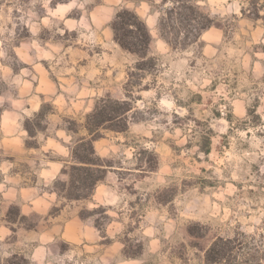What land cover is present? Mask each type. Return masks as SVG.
<instances>
[{
    "label": "rangeland",
    "instance_id": "1",
    "mask_svg": "<svg viewBox=\"0 0 264 264\" xmlns=\"http://www.w3.org/2000/svg\"><path fill=\"white\" fill-rule=\"evenodd\" d=\"M139 1L152 13L143 70L108 37L100 0H0V264L62 258L54 216L65 194L85 190L69 189L71 164L49 183L39 170L86 135L85 117L105 95L133 106L125 131L94 141L106 171L121 168L109 200L123 212V255L204 264L213 240L242 233L255 256L243 264H264V0H194L211 26L195 42L167 28L171 45L158 18L176 3ZM30 187L59 200L30 212ZM80 215L104 234L113 218L102 206Z\"/></svg>",
    "mask_w": 264,
    "mask_h": 264
},
{
    "label": "trees",
    "instance_id": "2",
    "mask_svg": "<svg viewBox=\"0 0 264 264\" xmlns=\"http://www.w3.org/2000/svg\"><path fill=\"white\" fill-rule=\"evenodd\" d=\"M162 2L165 3L166 0H162ZM172 3L176 4L165 11L166 22H163L162 17L158 18L160 36L171 45V41L166 38L165 34L170 31L177 37L183 29L185 31L184 42L188 38L191 42L197 41L202 31L210 27L213 20L200 9L194 0H173ZM174 14L179 28L169 23ZM110 27L113 32V40L124 51L137 57L136 68L145 69L146 64L152 61V58L148 56L151 35L145 21L134 10L122 7L115 12ZM167 28L170 30L168 31ZM189 34H191V38L188 36ZM132 108V104L127 100L114 99L109 95L96 99L83 124L86 135L77 138L71 146L73 162L69 167V189L85 190V192H68L64 195L66 199L88 197L94 185L103 179L106 173V164L96 153L94 141L102 136L101 130L125 131ZM40 113L41 111L38 115ZM26 130L29 134L32 133L28 126H26ZM62 171L65 172V168ZM58 183L65 185L64 182L58 181ZM246 243L245 235L242 233L228 238L217 237L205 250L204 264H243L248 260L242 258H255L251 252L244 251Z\"/></svg>",
    "mask_w": 264,
    "mask_h": 264
},
{
    "label": "crops",
    "instance_id": "3",
    "mask_svg": "<svg viewBox=\"0 0 264 264\" xmlns=\"http://www.w3.org/2000/svg\"><path fill=\"white\" fill-rule=\"evenodd\" d=\"M100 1H102L100 6L106 13V19H104V24H107L106 32L108 37L112 39L118 47L120 46L113 40L110 22L115 12L122 7L134 10L145 21L151 37L153 36L149 25V19L152 13L146 2L130 0ZM98 6L99 5H97V7ZM47 138L51 139L49 136H47ZM58 145L62 146V143L59 142ZM58 150L57 143H54V146L47 147L45 152L51 151L56 153ZM72 162L71 147L67 146L65 158H53L45 161L44 165L41 163L42 166L39 170L40 177L44 175L48 177L46 180L48 183L60 177H68V173L62 171V169H66V164H72ZM109 168L110 169L106 171L101 180V183L98 181L94 185L88 197L72 200L67 199L60 209L59 214L54 216L53 229L55 238L56 241L62 245L61 251L60 245H56L58 247L56 252L59 255L61 253L62 258H47L48 262L51 264H144L146 258H142L141 254L137 257H127L122 253L123 242L121 240V231L124 229L125 223L120 218V215H122L123 212L120 211V208H114L115 200H109V196L120 192L119 184L121 183V178H118L116 171H119L121 168L114 166H110ZM111 169L113 171H111ZM27 191L30 192V201L27 205L30 212H34L35 203L38 201H44L47 208H49L59 200V195L52 189L47 193H41L37 188L30 187ZM119 204L120 202L118 205ZM84 206L85 209L92 211L102 206L105 209V213L113 216L107 223L105 230L107 234H104L103 229L95 224L92 216L83 217L80 215V210ZM136 206L137 205H133L130 208L135 209ZM124 207L125 206L122 208ZM109 229L111 230V234H108Z\"/></svg>",
    "mask_w": 264,
    "mask_h": 264
}]
</instances>
